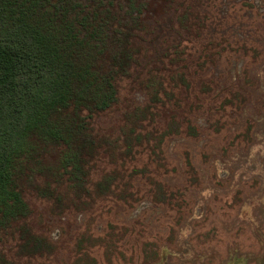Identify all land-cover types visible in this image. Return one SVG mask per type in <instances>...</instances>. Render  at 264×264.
<instances>
[{
  "label": "rangeland",
  "instance_id": "374dc122",
  "mask_svg": "<svg viewBox=\"0 0 264 264\" xmlns=\"http://www.w3.org/2000/svg\"><path fill=\"white\" fill-rule=\"evenodd\" d=\"M149 26L95 119L91 195L30 176L26 229L0 235L12 264H264V0H171Z\"/></svg>",
  "mask_w": 264,
  "mask_h": 264
},
{
  "label": "trees",
  "instance_id": "16d2710c",
  "mask_svg": "<svg viewBox=\"0 0 264 264\" xmlns=\"http://www.w3.org/2000/svg\"><path fill=\"white\" fill-rule=\"evenodd\" d=\"M169 1L0 0V235L26 229L30 176L42 197L91 195L104 144L95 119L118 102ZM0 264L12 262L0 254Z\"/></svg>",
  "mask_w": 264,
  "mask_h": 264
}]
</instances>
